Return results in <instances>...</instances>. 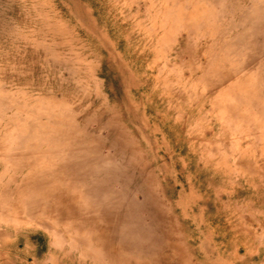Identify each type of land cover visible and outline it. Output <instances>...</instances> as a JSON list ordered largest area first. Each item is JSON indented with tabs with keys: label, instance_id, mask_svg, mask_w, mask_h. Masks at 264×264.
Returning <instances> with one entry per match:
<instances>
[{
	"label": "rangeland",
	"instance_id": "rangeland-1",
	"mask_svg": "<svg viewBox=\"0 0 264 264\" xmlns=\"http://www.w3.org/2000/svg\"><path fill=\"white\" fill-rule=\"evenodd\" d=\"M0 264H264V0H0Z\"/></svg>",
	"mask_w": 264,
	"mask_h": 264
}]
</instances>
